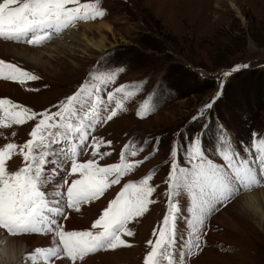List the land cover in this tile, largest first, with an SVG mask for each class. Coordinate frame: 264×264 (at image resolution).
Masks as SVG:
<instances>
[{"label":"rangeland","instance_id":"obj_1","mask_svg":"<svg viewBox=\"0 0 264 264\" xmlns=\"http://www.w3.org/2000/svg\"><path fill=\"white\" fill-rule=\"evenodd\" d=\"M100 4L106 15L80 25L101 22L110 28L101 31L103 39L95 32L93 41L103 40L101 50L66 38L60 39V43L53 44L56 40L47 43V47L53 45L57 53L52 47L43 49V45L32 48L40 52H28L19 47L23 43L0 40V43H14L17 50L29 56L54 55L44 56L47 62L40 68L0 47V60L40 77L24 85L0 80V84L10 86L0 87V98L39 112L74 93L91 73L125 69L107 91L121 85L134 86L127 90H134L136 95L125 102L126 111L97 125L91 137L105 141L100 151L112 153L99 161L101 165L119 162V153L126 144L143 147L144 151L137 157H128L130 161L143 162L125 177V181H136L150 172L155 173L151 182L156 188L155 202L143 217L130 225L134 236L126 239L131 247L92 254L86 264H143L149 251L147 242L155 239L153 231L167 211L165 181L173 147L179 149L182 157L191 139L201 137L207 155L214 162H221L214 151L221 127L242 155L250 146L253 133L258 139L264 138V0H100ZM76 29L78 34L88 33L79 25ZM237 65L248 67L227 77L223 75ZM107 91L102 93L105 100ZM218 92L222 94L215 99L212 108H206ZM150 96L157 110L141 119L137 111ZM33 127L34 123L29 121L20 126L0 128V147L7 142L25 143ZM8 166L10 171L18 170L23 166L22 157L14 156ZM57 182L58 177L55 178ZM120 189L121 185H114L101 198V203H92L99 204L96 210L94 205L84 208L97 211L96 218ZM246 192L249 193L241 192L209 218L205 227L207 235L201 241L202 251L185 257V264H264V211L248 215L242 211L241 198ZM179 200L182 211L178 232L186 240L191 202L186 194ZM76 214L80 223L88 221L81 212ZM90 221L86 228L90 227ZM185 240L178 237L177 249L186 243ZM4 251L3 242H0L3 261L10 256ZM175 255L178 259V251ZM17 263L24 264V261L20 259Z\"/></svg>","mask_w":264,"mask_h":264},{"label":"snow or ice","instance_id":"obj_2","mask_svg":"<svg viewBox=\"0 0 264 264\" xmlns=\"http://www.w3.org/2000/svg\"><path fill=\"white\" fill-rule=\"evenodd\" d=\"M105 15L100 0H0V40L41 46L75 28L79 22L95 21ZM247 67L237 65L223 75L227 77ZM124 71L123 67L95 71L74 93L39 112L0 98V128L34 123L30 139L25 143L7 142L0 147V230L6 237L30 234L49 237L48 245L37 246L26 254L29 264H86V258L92 254L131 247L126 239L134 236L130 225L143 217L155 202L156 188L151 183L155 173L150 172L136 181H125L143 162L130 161L128 157H137L144 151L143 147L126 144L119 153V162L101 165L99 161L112 153L100 151L105 141L91 137L97 125L126 111L125 102L136 95L134 90H127L134 86L121 85L107 91ZM39 79L16 64L0 60V80L24 85ZM105 91L106 100L102 97ZM221 94L218 92L205 107L212 108ZM152 99L150 96L139 107V118L157 110ZM65 142L70 149L63 147ZM89 144L91 158L83 160ZM57 145L60 147H55ZM217 145L214 151L221 162H214L207 155L201 137L191 139L182 157L177 147L171 150L165 181L167 211L153 231L155 239L147 242L149 251L143 264H163L164 261L185 264V257L202 251V236L207 235L205 227L209 218L241 192L264 185V138L258 139L253 133V140L242 155L221 127ZM17 155L22 157L23 166L10 171L8 162ZM49 164L55 166L52 172L64 169L69 177L62 187L58 186L60 190L55 191L54 196L48 192ZM122 181L125 182L121 184ZM114 185H121L120 191L102 208L90 227L66 228L62 221L68 219V210L80 212L83 206L104 197ZM185 194L191 202L190 218L186 221L188 238L177 249L178 237L185 240L178 232L182 211L179 198ZM37 257L42 259L37 261Z\"/></svg>","mask_w":264,"mask_h":264},{"label":"bare ground","instance_id":"obj_3","mask_svg":"<svg viewBox=\"0 0 264 264\" xmlns=\"http://www.w3.org/2000/svg\"><path fill=\"white\" fill-rule=\"evenodd\" d=\"M89 22H91V21H89ZM84 23H88V22H82V23L79 22L77 25H79L83 29H86L88 31L87 34H78L77 29L75 27V28H71V29L66 30L63 34H61L58 37H55L51 41L56 40V41L53 42V44H56V43H60V41H59L60 39L69 38L70 41H72L74 43H78L79 45H82V46H85V47H89V48H92V49H95V50H101L104 47L103 40H102L103 39L102 38L103 37V34H101V31L104 32L105 29L110 30V28L108 26H106V24L105 25L104 24H101V22H98L97 25H91L90 23L89 24H85L83 26L80 25V24H84ZM95 32L102 39H100L99 41H93ZM51 41H49V42L51 43ZM49 42H47V43H49ZM47 43L43 44V46H41V47H43V49H47V48L48 49H52L53 48L54 51H55L54 53H57L58 52V50L56 48H54L53 45H51L50 47L49 46L47 47V45H49ZM8 46L9 47H12V50H9L8 49ZM0 47H5V49L7 50V52H11V54L13 56H15V57H18V58L20 57V58L25 59L27 62H29L30 64H32L34 67L44 68V65H46V62L47 61L45 62V60H43V59L46 56H47V58H49L51 56H54L52 53H48L47 55H44L45 56L44 57L43 55H41L39 53L40 52L39 50H36L37 49L36 47H31L30 48V47H28V46H26L24 44H21L19 46V47H22L23 48L22 50H26L28 52L29 51H39L38 53L40 55L29 56L26 53L24 54V52H22L20 50H17L18 48L16 47V45H14V43H8V42L0 43ZM41 47L39 46V48H41ZM24 48H27V49H24ZM32 48H36V49H32ZM0 87L1 88H7V87H10V86H5L3 84H0ZM55 147H57V146H55ZM68 149H70V145L68 146ZM47 167H48L47 169H49V171H51V174L49 175L50 176L49 180L51 181V183L48 186V192L50 194L51 190H54L55 189V188H52V184L55 183V178H56L57 171L52 172V169L55 167L53 164H49ZM52 175H54V176L51 177ZM248 192L249 193L246 192L243 195V197L241 198L242 201H243V203H242L243 210L242 211L244 213H247V215L249 213H251V212L257 214L258 212L260 213V211H264V185L258 186V187H254L252 190H250ZM101 201H102V199H100L98 201H95L93 203H96V202L101 203ZM90 205H94V204H90ZM90 205H89V207L91 208ZM85 206H83L81 208V211L80 212L83 215H85V216L88 217V221H84L83 223H80L77 220V216L78 215L77 214L74 215V213H80V212H75V211H72L71 210L70 212H68V219L66 221H62L65 224V226H66L67 229L83 230V229H85L87 227L88 222L91 219L92 220L95 219V216L97 214L96 213L97 211H95V210L97 209V206L94 205L95 206V210L94 209H88V210H86L85 209L86 208ZM79 215H81V214H79ZM58 219H61L62 220V218H58ZM0 241L3 242V248L5 250L4 253H7V254L10 255L4 261L1 260V258H0V264H19V263H17V261H19L20 259H22L24 261V264H29V261L25 259L26 254L32 252L33 249H35L37 246L48 245V243H49V237L43 236V235H39V234L38 235L30 234V235H28L26 237L23 236L21 238H18V237L17 238H13V237H10V236H7L6 237V235H4L0 231ZM102 253H103V251H102ZM7 254H5L6 257H7ZM37 260H38V258H37ZM105 263H108V262H105ZM57 264H58V262H57Z\"/></svg>","mask_w":264,"mask_h":264}]
</instances>
